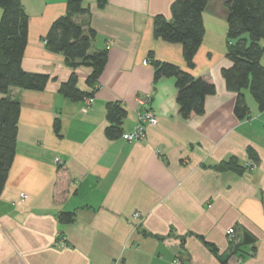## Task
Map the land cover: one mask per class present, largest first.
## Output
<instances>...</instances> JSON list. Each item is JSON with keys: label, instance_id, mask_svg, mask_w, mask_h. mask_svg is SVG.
Instances as JSON below:
<instances>
[{"label": "crops", "instance_id": "obj_1", "mask_svg": "<svg viewBox=\"0 0 264 264\" xmlns=\"http://www.w3.org/2000/svg\"><path fill=\"white\" fill-rule=\"evenodd\" d=\"M174 1L107 0L98 7L85 0L89 19H74L89 20L95 31L90 51L111 43L87 104L62 95L71 67L44 43L66 0H21L28 16L21 66L49 81L40 91L7 93L21 110L15 158L0 192V264H264V111L246 96L250 118L233 113L236 93L221 74L232 65L225 55L227 0H207L193 69L179 44L153 36V18L170 19ZM150 52L214 84L202 115L181 117L175 81H153ZM74 69L87 90L88 66ZM109 102L126 110L123 133L144 110L157 123L141 140H109ZM249 160L254 167L247 169ZM63 211L73 220L60 222ZM136 211L140 220L132 217ZM245 231L252 242L243 241ZM57 232L66 248L54 244Z\"/></svg>", "mask_w": 264, "mask_h": 264}, {"label": "trees", "instance_id": "obj_2", "mask_svg": "<svg viewBox=\"0 0 264 264\" xmlns=\"http://www.w3.org/2000/svg\"><path fill=\"white\" fill-rule=\"evenodd\" d=\"M98 7H104L107 0H96ZM207 0H175L170 7L171 18L162 15L153 18V36L168 43L179 44L182 57L188 69L195 66V54L201 45L204 33L202 13ZM226 7V57L232 65L221 74L226 88L236 93L233 106L235 117L240 120L250 118L248 93L259 112L264 111V0H227ZM0 192L7 181L9 170L16 154L18 121L21 110L17 100L7 96L9 88L40 91L49 81L47 74L28 73L21 66V60L28 39V16L21 0H0ZM90 17L85 0H66L63 15L56 18L45 37V45L52 51L60 52L71 67L68 79L59 90L70 101H82L91 96L95 84L107 62V48L91 50L95 31L85 24L76 22L75 16ZM153 81L173 78L176 87V101L181 117L202 115L205 111V97L215 93L211 81L195 77L189 70L178 65L152 59ZM85 65L89 73L85 80L87 90L78 86L75 72L77 65ZM127 113L119 102L106 105V125L104 134L109 140L122 136V124ZM59 123L55 122V131ZM251 157V156H250ZM236 168H242L235 163ZM72 212H60L58 220L68 223L73 220ZM254 236L244 232L243 241L252 242Z\"/></svg>", "mask_w": 264, "mask_h": 264}, {"label": "built area", "instance_id": "obj_3", "mask_svg": "<svg viewBox=\"0 0 264 264\" xmlns=\"http://www.w3.org/2000/svg\"><path fill=\"white\" fill-rule=\"evenodd\" d=\"M108 47H109V44L106 45V48H108ZM144 63H147V62L144 61ZM84 101L87 104H89V102L91 101V98L86 97V98H84ZM83 111H86V108ZM156 123H157V119L152 114V112L149 110H144L141 112L139 119H138L137 123L135 124L134 128L129 132L123 133L122 137L127 141L141 140L145 137V131H146L147 125H150V124L155 125ZM53 162L55 164H61L62 159L59 156H55L53 159ZM245 167L247 169L252 168V167H254V163L249 160L245 163ZM21 196L24 197L25 195L22 194ZM141 216H142V214L139 211L134 212L132 215L133 219H136V220H140ZM232 234H233V229L231 228L227 231V235H229L231 237ZM54 244L59 248H66L68 246L67 242L65 241V237L62 235L61 232H57L55 234ZM171 264H180V262L177 259H175L171 262Z\"/></svg>", "mask_w": 264, "mask_h": 264}, {"label": "rangeland", "instance_id": "obj_4", "mask_svg": "<svg viewBox=\"0 0 264 264\" xmlns=\"http://www.w3.org/2000/svg\"><path fill=\"white\" fill-rule=\"evenodd\" d=\"M0 14H1V9H0ZM108 44L110 45L111 43L108 42L107 45H108ZM246 96L249 97V99H251V98H250L251 96H250L248 93H246ZM251 101H252V99H251Z\"/></svg>", "mask_w": 264, "mask_h": 264}]
</instances>
